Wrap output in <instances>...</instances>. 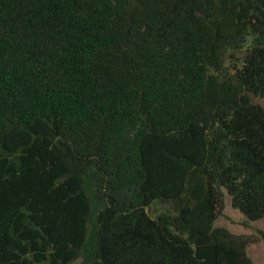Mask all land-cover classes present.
<instances>
[{"label": "trees", "instance_id": "16d2710c", "mask_svg": "<svg viewBox=\"0 0 264 264\" xmlns=\"http://www.w3.org/2000/svg\"><path fill=\"white\" fill-rule=\"evenodd\" d=\"M256 98L264 0H0V264H254Z\"/></svg>", "mask_w": 264, "mask_h": 264}, {"label": "rangeland", "instance_id": "374dc122", "mask_svg": "<svg viewBox=\"0 0 264 264\" xmlns=\"http://www.w3.org/2000/svg\"><path fill=\"white\" fill-rule=\"evenodd\" d=\"M254 101L264 106V98H256ZM165 210V206L155 203L147 209V213L154 219ZM214 226L244 237L247 240V256L254 264H264V218L254 222L247 221L225 198L223 211L215 220Z\"/></svg>", "mask_w": 264, "mask_h": 264}]
</instances>
